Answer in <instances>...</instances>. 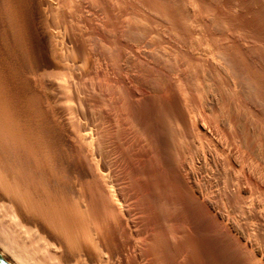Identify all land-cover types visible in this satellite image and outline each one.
I'll use <instances>...</instances> for the list:
<instances>
[{"label": "bare ground", "instance_id": "6f19581e", "mask_svg": "<svg viewBox=\"0 0 264 264\" xmlns=\"http://www.w3.org/2000/svg\"><path fill=\"white\" fill-rule=\"evenodd\" d=\"M10 264H264V0H0Z\"/></svg>", "mask_w": 264, "mask_h": 264}, {"label": "water", "instance_id": "95a60500", "mask_svg": "<svg viewBox=\"0 0 264 264\" xmlns=\"http://www.w3.org/2000/svg\"><path fill=\"white\" fill-rule=\"evenodd\" d=\"M0 264H10V263L0 254Z\"/></svg>", "mask_w": 264, "mask_h": 264}]
</instances>
